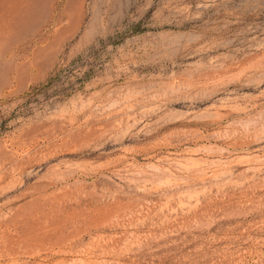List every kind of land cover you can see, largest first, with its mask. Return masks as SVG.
<instances>
[{"label":"rangeland","instance_id":"374dc122","mask_svg":"<svg viewBox=\"0 0 264 264\" xmlns=\"http://www.w3.org/2000/svg\"><path fill=\"white\" fill-rule=\"evenodd\" d=\"M0 264H264V0H0Z\"/></svg>","mask_w":264,"mask_h":264}]
</instances>
